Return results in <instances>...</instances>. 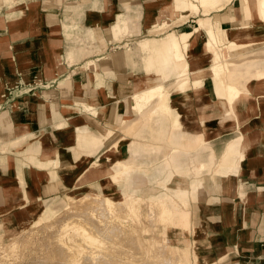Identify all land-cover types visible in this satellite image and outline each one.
Segmentation results:
<instances>
[{"label":"crops","instance_id":"1","mask_svg":"<svg viewBox=\"0 0 264 264\" xmlns=\"http://www.w3.org/2000/svg\"><path fill=\"white\" fill-rule=\"evenodd\" d=\"M263 2L0 0V227L28 225L111 159L135 197V179L162 187L182 230L193 200L195 264H264ZM134 112L157 152L122 144Z\"/></svg>","mask_w":264,"mask_h":264},{"label":"bare ground","instance_id":"2","mask_svg":"<svg viewBox=\"0 0 264 264\" xmlns=\"http://www.w3.org/2000/svg\"><path fill=\"white\" fill-rule=\"evenodd\" d=\"M261 8L264 17V2ZM210 41L205 49L216 53L213 39ZM128 199L127 202L112 203L105 194L82 196L80 203L69 210L70 216L57 217L46 224L45 237L40 241L32 264H190L181 252V246L171 247L166 243L158 246L154 238H141L138 232L129 228L128 221H132L136 229L142 225V205ZM160 213L161 208L153 202L146 226L148 230L164 226ZM30 241L31 235L27 234L6 249L0 248V264L7 258L18 261L22 253L19 250L22 244H18ZM142 242L147 243L151 251L147 248V252ZM130 244L137 245L140 253L123 249Z\"/></svg>","mask_w":264,"mask_h":264},{"label":"rangeland","instance_id":"3","mask_svg":"<svg viewBox=\"0 0 264 264\" xmlns=\"http://www.w3.org/2000/svg\"><path fill=\"white\" fill-rule=\"evenodd\" d=\"M219 8H214L212 10H217ZM203 11H205V13L202 11L203 15L201 18L203 19H208L210 21H212L209 17H208V13L212 10L210 9H202ZM185 13V15H183V17L181 18V21H186L188 15H200L199 12H197V14H193L190 11V14ZM189 19V18H188ZM199 21V20H198ZM197 21V24H198ZM164 26L163 29L155 32L154 34H158L161 32H164ZM167 34L164 36V38H166ZM203 36V35H202ZM162 38V39H164ZM214 50H217V48ZM212 52V51H211ZM210 54V53H209ZM221 54L223 55L222 58H225L228 60V51L226 48H221ZM189 53H187L186 56H188ZM211 56V60H213L212 55ZM187 62V57L184 58ZM230 61V60H229ZM231 63V61H230ZM228 63V64H230ZM188 64V62H187ZM236 64V63H235ZM231 69V68H230ZM187 71H189V69H187ZM155 78L152 77L151 80H149L150 82L148 83V86H152L155 82ZM230 80V79H228ZM169 82V81H167ZM231 82V81H229ZM171 83V82H170ZM170 83L166 84V86L170 87ZM172 87H170L169 89H171ZM168 99L169 102L171 101L172 97L174 95H171L170 93L168 94ZM170 106V104H169ZM151 109V108H150ZM148 109V111L150 110ZM146 111V112H148ZM172 115L171 116H167L164 115V118H168L171 119V117L173 115H175V111L172 110ZM145 112V113H146ZM144 113V115H145ZM143 114H140L139 112L135 113L134 115L131 117V120L126 119L125 122L129 123L132 122L130 124V126L127 127V129H125L123 126L124 124H122L119 127V131H121V133L123 134V138L127 139L125 140L122 144H129L128 142V138L131 139V143L130 145H142V144H152V149L156 150V152L158 151L157 149H155V141H152V143L150 142H144V137L143 136V119L145 118ZM154 116L159 117L160 115L155 114ZM153 118V117H152ZM166 118V119H167ZM156 119V118H155ZM128 120V121H127ZM158 146V145H157ZM161 146V145H160ZM166 146H164L165 148ZM126 148V146H125ZM122 145L120 148V155L119 157H116V161L118 159L123 160L124 156V151L126 150ZM125 159V158H124ZM153 163H155V159L153 158ZM119 167L118 169H113V161L110 159L106 164H104V169H99L97 175H92V177H89L88 179V183L85 184L84 186L80 187V185H78L77 187H75L74 189H72L71 191H68L66 194L62 195V197H60L59 199H53L51 201H46V202H41V204H39L36 208L37 211L35 212V216L33 217L32 221L28 224L25 225L24 227H22L21 229H6L5 227H0V248L2 249H6L7 247H9L11 245V243H13L16 239H18L21 236H26L27 234L31 235V241L26 244V243H19L18 245H21V249L22 253L19 255V260H9L8 258L4 261V264H32L33 263V259L34 256L36 255L37 249L40 245V241L45 237L46 234V229L45 226L47 223L49 222H54V220L57 217H67L70 216L71 214H68L69 210L76 207L79 203L80 200L82 199V196L84 195H102L105 194V197L109 198L110 202L112 203H117V202H127V200L129 201L128 198H131L132 201L139 203L140 205H142V220H141V224L139 227H137L136 229V225L134 223H132V221H128L126 224L129 226V228L131 230H133L135 233L138 234V236L141 238H149L152 237L155 239V243L156 245H162L163 243H166L168 246L174 247V246H181V252H183L184 257H187L190 260V264H195L196 262V258L193 257L191 250H190V244L192 246V249L195 251V249L193 248V244H192V237L195 239L196 236V208L195 205L192 204L193 200L191 198H189L187 200V204L185 210L189 213V219L191 224L194 227H187L184 228L183 230L180 227H176L175 223L172 222V211L170 209H168L165 205H163L160 201L161 197H160V192H164L165 190L161 187H156V188H152L148 185H150L149 183H147L146 180L144 179H140L141 181L135 179V182L132 183V188L135 186H140L139 191L136 193L138 196L143 197V199L141 197H135L134 196V191H130L128 189H126V184L125 181L128 178V175L130 174V169H128V167H126L125 165H123L121 162L118 163ZM159 165V164H158ZM153 169L157 168V166L155 164L152 165ZM155 166V167H154ZM149 167V169H152ZM137 175V176H136ZM136 175H134V177H139L138 175H141L140 173H137ZM133 177V178H134ZM177 184L175 182L170 183L168 186L173 188L175 187ZM185 187H187V185L184 183ZM113 194H111V192H113ZM166 192V191H165ZM167 193V192H166ZM65 196V197H64ZM153 202H155V204H158V207L161 208L162 213L158 214L161 218H162V222L164 224V226H158L156 227L153 231L152 230H148L146 228V226L149 223L148 220V212L150 211V208L152 207ZM152 203V204H150ZM141 228H145V230L143 231V229ZM166 230H164V229ZM147 229V230H146ZM167 231L166 237L163 236V234ZM149 232V234L147 233ZM152 233V234H150ZM148 234V235H147ZM196 241V240H195ZM146 242V241H145ZM142 242V247L144 248L145 246V250L148 252L149 250L151 251V247L145 243ZM134 246V247H133ZM195 246V243H194ZM149 250H148V249ZM123 249H128V250H134L131 252H135L136 254L140 253V248L137 245L134 244H130L127 246H124ZM139 251V252H138Z\"/></svg>","mask_w":264,"mask_h":264}]
</instances>
